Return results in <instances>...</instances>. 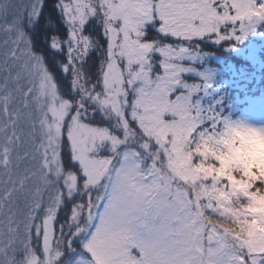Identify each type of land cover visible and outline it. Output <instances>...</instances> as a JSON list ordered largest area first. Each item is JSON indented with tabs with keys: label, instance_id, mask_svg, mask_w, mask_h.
I'll return each instance as SVG.
<instances>
[{
	"label": "snow or ice",
	"instance_id": "obj_1",
	"mask_svg": "<svg viewBox=\"0 0 264 264\" xmlns=\"http://www.w3.org/2000/svg\"><path fill=\"white\" fill-rule=\"evenodd\" d=\"M261 25L264 0H0V264H264V174L188 79Z\"/></svg>",
	"mask_w": 264,
	"mask_h": 264
},
{
	"label": "rangeland",
	"instance_id": "obj_2",
	"mask_svg": "<svg viewBox=\"0 0 264 264\" xmlns=\"http://www.w3.org/2000/svg\"><path fill=\"white\" fill-rule=\"evenodd\" d=\"M200 51L202 55L195 64L197 72L189 74L188 79L189 82H192V79L198 82L202 78L201 74L208 77L207 87L198 97L201 103L205 107L211 106L222 119L232 123L264 127V95L240 97L236 93L229 98L226 97L228 94L226 92L231 86H235L237 90H244V80H252L243 69L264 73V25L248 33L243 40L233 41L229 45L203 41L200 44ZM225 105L228 110H224ZM227 159L241 163L250 171L264 174V159L246 153L238 142L233 144Z\"/></svg>",
	"mask_w": 264,
	"mask_h": 264
},
{
	"label": "clouds",
	"instance_id": "obj_3",
	"mask_svg": "<svg viewBox=\"0 0 264 264\" xmlns=\"http://www.w3.org/2000/svg\"><path fill=\"white\" fill-rule=\"evenodd\" d=\"M237 131L229 133L230 144L238 142L246 153H251L259 159H264V127L247 123H236Z\"/></svg>",
	"mask_w": 264,
	"mask_h": 264
},
{
	"label": "trees",
	"instance_id": "obj_4",
	"mask_svg": "<svg viewBox=\"0 0 264 264\" xmlns=\"http://www.w3.org/2000/svg\"><path fill=\"white\" fill-rule=\"evenodd\" d=\"M70 207H71V205H69L68 208H66L64 211H62V212L60 213V217H59V219H60V222H61V223L64 222V216H65V213L68 211V209H70Z\"/></svg>",
	"mask_w": 264,
	"mask_h": 264
}]
</instances>
